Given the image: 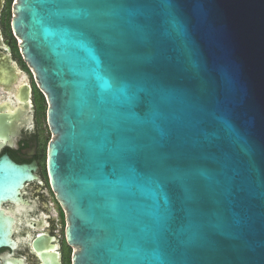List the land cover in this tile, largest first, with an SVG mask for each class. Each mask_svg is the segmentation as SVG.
<instances>
[{
  "label": "water",
  "instance_id": "1",
  "mask_svg": "<svg viewBox=\"0 0 264 264\" xmlns=\"http://www.w3.org/2000/svg\"><path fill=\"white\" fill-rule=\"evenodd\" d=\"M11 12L47 101L72 264H264V0ZM29 177L0 157V247L14 223L2 204Z\"/></svg>",
  "mask_w": 264,
  "mask_h": 264
},
{
  "label": "flooded vegetation",
  "instance_id": "2",
  "mask_svg": "<svg viewBox=\"0 0 264 264\" xmlns=\"http://www.w3.org/2000/svg\"><path fill=\"white\" fill-rule=\"evenodd\" d=\"M3 0L0 8V157L28 167L15 200L2 207L14 219L13 243L0 247L1 264H72L66 213L51 186L47 148L52 137L47 101L24 59Z\"/></svg>",
  "mask_w": 264,
  "mask_h": 264
},
{
  "label": "rangeland",
  "instance_id": "3",
  "mask_svg": "<svg viewBox=\"0 0 264 264\" xmlns=\"http://www.w3.org/2000/svg\"><path fill=\"white\" fill-rule=\"evenodd\" d=\"M10 2H11V0L10 1L8 0V5L6 6V7H8L7 8L8 9L7 12H9V13H10Z\"/></svg>",
  "mask_w": 264,
  "mask_h": 264
},
{
  "label": "trees",
  "instance_id": "4",
  "mask_svg": "<svg viewBox=\"0 0 264 264\" xmlns=\"http://www.w3.org/2000/svg\"><path fill=\"white\" fill-rule=\"evenodd\" d=\"M10 1V0H9Z\"/></svg>",
  "mask_w": 264,
  "mask_h": 264
}]
</instances>
